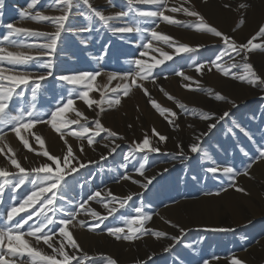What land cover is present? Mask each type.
Returning <instances> with one entry per match:
<instances>
[{
    "label": "rangeland",
    "instance_id": "374dc122",
    "mask_svg": "<svg viewBox=\"0 0 264 264\" xmlns=\"http://www.w3.org/2000/svg\"><path fill=\"white\" fill-rule=\"evenodd\" d=\"M90 2L104 15H115L127 10L125 0H111V3L109 0H100V2H106L107 6H98L99 0H90ZM195 2L194 0H165L162 8L157 5H135L140 10H163L165 15L183 22L182 24H169L162 18H149L138 25L141 29H147L146 31L113 34L108 27H102L97 19L93 24L92 32L63 33L53 58V76L41 82L35 101L32 100L31 86H29L23 98L14 96L10 102L9 110L13 114H16V109L20 106L27 112L35 104L37 112L44 113V118L47 119V113L61 102L60 98H66L70 88L78 87L57 81L56 76L81 71H100L101 74L92 81V89L89 91V99L95 103L89 107L83 99L73 94V110L65 113V118H78L76 115L78 111L83 114L79 117L81 124H86L94 131L95 120L99 119L103 127L116 132L117 137H110L107 132H101L100 136L95 137L93 144L89 145L87 136L91 133L78 137L69 132V129L79 131L77 125L62 128L61 131L67 133L62 138L61 133L57 132L50 124L39 123L30 131L27 130L25 138L29 140L31 148L25 147L19 137L17 140L21 151L18 162L20 161L21 166L26 169L40 167L45 162L54 163L39 154L43 150H47L50 155H53L47 147L44 146V149H41L39 143L31 135L34 133L40 136L37 129L39 126L40 128H51L52 131L55 130L59 134L57 149L60 158L66 155V149L70 145L74 155L79 158V162L86 165L73 174L76 179L64 191V199L57 200V206H65L64 212L57 213V217H66L69 211L78 212L76 219L68 226V231L70 232L71 226H76L80 233L83 232L80 238L74 236L72 232L70 233L82 252L86 253L88 257L100 261L101 264H107L106 258L115 260L117 264H142L145 261L147 264H232L234 258L243 264H264V160L253 163L248 169V175L237 176L236 187L229 186L230 181L227 177L220 174L214 177L204 171L205 168L215 165L242 169L245 164L249 163V159L242 155L238 145L249 153H254L256 151L254 145L264 144V98H262L264 97V88L226 77L214 66L211 71L204 69L202 74L196 72L195 65L190 67L193 61L196 65L213 61L217 54L222 53L224 49L221 38L196 29V25L200 23L199 17L189 16L183 12H171L173 7L189 8L194 3L198 6V1L195 0ZM29 3L30 0H3V8H0V37L7 33L6 25L10 23L14 27L35 31L48 33L55 31V26L49 22H36L21 18V12L34 13L36 10H40L48 16L61 15V11L55 5L49 6L51 0H39L35 8H29ZM193 10L204 18L207 25L232 37L237 44L247 43L259 31L242 30L244 25L240 26L239 23H235L232 32H228L216 24L213 19L203 15L202 11ZM106 12L111 13L107 14ZM258 16L264 20V10L260 11ZM76 20L78 24L87 23L80 16H77ZM110 24L115 27L124 26V21L113 20L110 21ZM153 27L161 35L172 37L177 47L179 44H187L191 47L203 45V47H200L196 53L177 54L175 47H169L162 40L152 39L150 29ZM185 34L191 37L188 38ZM258 38L252 40L250 47L253 45L259 47H254L247 53L246 61L242 59L243 53L239 57L232 53V58L228 56L223 58L227 65H221L227 67L232 63H238L240 67L232 68L231 72L243 75L245 71L243 65L250 63L257 75L264 78V64L260 65L254 61L260 60V58H255L256 54L264 53V37ZM12 39L22 40L24 43L45 42L42 37L13 36ZM148 42L153 45L151 49L144 47ZM106 45V54H104ZM0 46L13 52L25 51L32 55L38 53L36 49L10 47L6 42ZM142 52L147 54L141 56ZM163 53L172 55L173 59L165 60ZM43 59L47 60L49 57H43ZM135 59H141L146 65L154 67L151 76L148 78H143L142 75L135 76V83H133V75H128V73L138 70V66L134 63ZM157 60L164 62L156 65ZM4 66L7 67L6 62ZM20 67L33 71L35 75L47 72V69L38 68L36 63ZM178 72H183L184 76L191 79L185 80L177 74ZM9 74L11 73L5 72V75ZM113 74H115L114 78L110 79ZM212 75L232 81L236 86L245 87L247 95L245 94L244 99L237 100L232 96V88L223 83L215 84ZM197 81L199 89L203 90H198ZM0 83L5 87L10 84L7 80L0 81ZM141 84L143 87L137 86ZM185 85H191V87ZM125 88L128 89L126 94ZM208 89L214 90L227 99L224 101L214 99L207 91ZM169 96L174 99H169ZM117 98L120 101L119 104L114 103ZM150 98L161 107L175 112L178 119L172 117L170 112L165 113V116H169L174 121L170 124L152 106ZM108 101H113V103L110 105ZM229 101H234L238 107H232V103ZM177 102L183 103L186 109H180ZM261 109H263L262 112H260ZM191 110H195V113L192 114ZM201 111L217 115H222L225 111L231 113V118L220 122L211 133L203 137L202 147L211 157V160L203 162L198 154L189 152L188 146L195 142L196 135L208 132V125L216 121L201 119ZM84 117H87V120ZM234 122L252 134L254 144L237 129H234L235 137L227 131L233 127ZM153 128L156 132L167 137V140L159 142V138L153 134ZM21 136L24 137L23 134ZM145 136L150 139L151 146L159 147L161 151L147 153L146 161L141 159L145 155L144 153H134L133 156H128L134 144L141 142ZM65 140H67V144H65ZM113 140L115 144H113ZM117 144L120 147L110 155V149ZM178 145H182L184 153L192 158L189 160L176 159V154L180 152ZM81 146H83V151H80ZM31 149H35V151ZM126 156L127 159H125ZM9 157L16 159L14 152L4 150L0 153V163L6 160L4 162L11 164ZM102 157H106V159H102ZM142 162L145 164V169L144 175L140 176L138 169ZM72 163L76 164L77 162L72 161ZM61 166L63 167V165ZM164 169H168V171L165 172ZM17 171L16 169L15 172L10 173ZM124 175H128L131 179H123ZM153 176L156 179L152 181L148 189L133 183V181H140L142 184L146 182L145 177ZM5 179L9 183L3 184L0 217L5 216L11 206L18 207L33 190L31 176L17 190H13L16 182L15 177L0 178V183H3ZM68 179L72 180V177H68ZM236 188L244 189V191H238ZM95 191L101 192V197L98 200L103 202L89 200L85 207L100 213L101 217L108 216V219L104 220L100 228L91 231L89 226L98 223L99 217L93 218L91 212L86 213L78 206ZM109 191L112 193L111 197L108 196ZM141 193L142 196L139 195ZM130 194L137 195H133V199L124 208H120L119 201ZM113 197L116 199L113 200ZM105 203L108 204L107 208L104 207ZM141 205L145 212L152 215L151 221L145 223V228L163 231L168 236L157 238L153 234H148L128 241L117 240L107 233L105 230L107 227H123L127 232V219L138 215L133 209ZM113 207L117 211L109 216L108 212ZM26 215L27 213L22 212L15 219L18 220ZM181 228L186 230V234L181 243H175L170 237L180 236ZM210 229H234V231H212ZM53 240L56 248H59L61 242L67 244L66 239L61 241L60 238L53 237ZM40 242L43 243V241ZM125 243L132 244L126 246ZM174 243L175 246L166 252L165 248ZM44 246L45 250L42 252L52 254L53 249L48 248L45 244ZM65 250L71 254L68 247ZM153 253L155 255L152 260H148V257ZM60 259L62 256L57 254V260ZM83 264H90V261L85 260Z\"/></svg>",
    "mask_w": 264,
    "mask_h": 264
},
{
    "label": "snow or ice",
    "instance_id": "6c2138e0",
    "mask_svg": "<svg viewBox=\"0 0 264 264\" xmlns=\"http://www.w3.org/2000/svg\"><path fill=\"white\" fill-rule=\"evenodd\" d=\"M111 3V0H109ZM39 3V0H30L28 5L29 8H35ZM127 5V10H123L115 15H104L103 12L95 7H93L90 0H51L49 6L55 5L60 11L61 15L58 16H48L44 15L40 10H36L34 13L21 12V18L31 19L36 22H49L55 26V31L48 33L42 31H35L26 28L14 27L13 24L6 25L8 29L7 33L0 37V45L7 43L10 47H15L18 49H36L38 50L37 55H32L26 53L25 51H8L5 47L0 46V81L7 80L10 82L8 87H5L0 83V141H3L7 136L8 132L15 133L16 137H19L23 142L25 147L31 148L29 140L21 136V128L31 130L36 124L46 123L50 124L57 132L61 133V137L67 133L62 132L61 129L70 125H77L79 131H74L69 129L71 134L81 137L86 134L91 133L87 136V143L89 145L93 144L95 137L100 136L101 132H107L110 137H117L116 132H112L108 129H105L101 124L99 119L95 120V130L89 128L86 124H81L79 117L83 116L82 113L76 112L78 118L69 119L65 118V113L73 110L74 99L72 98L73 94L76 97L83 99L89 107L94 101L89 99V91L92 89V81L101 74L100 71H81L79 73H70L62 74L55 77L57 81L66 82V85L78 86L70 88L68 91V96L61 97V102L57 103L54 106L53 110H50L47 113V119L44 118V113L37 112L35 104L32 105L30 111L25 112L22 106L16 109V114H13L10 109V102L13 97L23 98L25 91L31 86V97L35 101L37 92L41 87V82L47 80L49 77L53 76L54 69V60L58 42L61 40L62 34L66 32H73V34H79L81 32H92L93 24L97 21L100 22L102 27H108L113 34L115 33H132V32H143L147 29H141L138 25L144 20L149 18H162L163 21L168 22L169 24H182L183 22L173 19L172 17L165 15L163 10H140L135 7L137 4H148V5H157L162 8L165 4V0H125ZM227 6V5H226ZM244 7V5H241ZM0 8H3V0H0ZM171 12H183L189 16L199 17L200 23L196 25L198 31H205L211 33L214 36L221 38L224 45L222 53L217 54L216 59L210 62H202L198 65L195 64V61L190 65H195V70L198 73H203L204 69L208 71L212 70L214 66L218 71H221L226 77L236 79L239 81L247 82L250 85L258 86L264 88V78H261L257 75L253 66L250 63H245L243 65L245 71L243 75H237L236 73L231 72L232 68L240 67L238 63H232L227 67L221 65L217 61H222L224 56L232 58V53H235L236 56H241L243 53L242 59L247 60V53L252 51L254 47H259L257 45H252V40H255L257 37H264V25H262L257 32L256 36L244 44H237L232 37L218 31L215 27L207 25L204 21V18L194 10H190L186 7H173ZM80 16L87 21L85 24H78L76 17ZM127 18V19H125ZM113 20H122L124 21V26L115 27L110 24V21ZM244 21L239 22L240 25H243ZM188 26V25H185ZM99 30L98 28L96 29ZM150 35L152 39H158L164 41L169 47H175L176 53H196L200 47H191L187 44H179L176 46L174 39L167 35H161L158 33L155 28L150 29ZM13 36L16 37H42L44 38L43 43L33 42V43H24L22 40L12 39ZM146 49H151L153 47L151 42H148L144 45ZM107 45L105 46L106 54ZM146 52L140 53L141 56L146 55ZM165 60H172V55L163 53ZM43 57H49V59L44 60ZM102 59V57H101ZM6 62L7 67L4 66ZM164 61L157 60L156 65L162 64ZM31 63H36L38 68L47 69L45 74L35 75L33 71H30L26 68L20 67L29 65ZM135 65L138 66V70L134 73L130 72L128 75H133V83H135V76H141L143 78H148L152 75L153 65H146L141 59H135ZM11 74L5 75V72ZM178 75L182 76L185 80L191 79L190 77L184 76L183 72H178ZM113 74L111 78H114ZM199 89V82H196ZM138 87H143L137 85ZM186 87H191V85H185ZM19 89V91H17ZM115 91V89H113ZM214 99L224 101L227 98L219 93L214 92V90H207ZM125 94L128 92V89H124ZM147 94V90L145 89ZM165 95H168L165 93ZM264 98V97H262ZM169 99H174L169 96ZM66 101V102H65ZM119 99L117 98L114 103L119 104ZM152 106L164 116L170 124L174 121L169 117L165 116V113H171L172 117L178 119L177 114L170 109L161 107L157 102L151 100ZM232 103L233 107H238L234 101H229ZM111 105L113 101H108ZM177 106L184 110L186 106L183 103L177 102ZM103 110V109H101ZM191 113L194 114L195 110H191ZM200 118L206 121L215 120V123H210L208 125V132L200 133L195 136V142L189 144V152L192 154H198L202 158L201 162L204 160H211V157L208 156L207 152L202 147L203 137L207 136L213 129L217 127L220 122L225 121L226 118H231V113L225 111L222 115H217L212 112H200ZM87 120V117H84ZM234 129L239 130L244 136H246L250 142L254 144V138L252 134L248 132L246 128L239 125L238 123L233 124L232 128H229L227 131L232 133L235 137L236 133ZM154 136L159 138V142H165L167 137L156 132L153 128ZM34 136V139L39 143L41 149H44L43 139L34 133H31ZM123 138V137H119ZM67 144V140H65ZM113 144L115 141L113 140ZM256 151L254 153H249L243 147L239 146L242 155L249 159V163L244 165V168L237 170L233 166H210L204 169L206 173L212 174L214 177L217 174L225 176L230 181V187H236V177L243 174L248 175V169L251 168L253 163L258 162L259 160H264V144L254 145ZM120 147L118 144L110 149V155L115 153L117 148ZM180 152L176 154V159L189 160L192 157L184 153L183 146L178 145ZM35 151V149H31ZM4 150L0 148V152ZM80 151H83V146H81ZM161 150L159 147L151 146L150 139L145 136L141 142H136L134 147L129 151L128 156H133L134 153H144L145 155L141 158L142 161L148 159L147 153H159ZM43 157H46L49 161L54 163L45 162L40 167H34L31 169H26L21 166L17 159L9 157L11 164L18 170L16 173H10L4 169H0V178H7L13 176L16 178V182L13 186V190L19 189L31 176V184L33 190L28 194L19 206H11L5 216L0 217V264H83L85 260L90 261V264H101L100 261H97L91 257H88L86 253L82 252L79 244L73 239L72 234L67 230L68 226L72 224L73 220L76 219L78 212L69 211L66 217H57V213H63L65 206H57V200H63L64 191L75 181L76 177L73 175L77 173L79 169L86 167L82 162H79V158L74 155L73 148L69 145L66 149V155L62 158L50 155L47 150H43L39 153ZM128 157L126 156L125 159ZM106 159V157H102ZM72 161H76V164H73ZM214 164V162H213ZM63 165V167L61 166ZM145 164L142 162L139 165V175H144ZM165 172L168 169H164ZM160 175V174H158ZM68 177H72V180H69ZM123 179H131L128 175H124ZM156 177L151 178L145 177L144 183L141 184L140 181H133V183L140 184L144 189H148L149 185L152 184V181ZM195 179V177H193ZM9 181L5 179L3 183H0V203L3 201V184H7ZM227 190V189H225ZM238 191H244V189L236 188ZM133 195L130 194L125 199L119 201L120 208H124L125 205L133 199ZM139 195H143L142 193ZM108 196H112V193L109 191ZM101 197L100 191H95L93 194L87 197V200L79 204V209H82L84 212H91L93 218L99 217V222L95 225L89 226L91 231H95L100 228V225L103 224L104 220L108 219V216H100V213L86 208L85 204L89 200L97 201L102 203V200H98ZM116 198L113 197V200ZM104 207L107 208L108 204L105 203ZM117 209L113 207L108 215L115 213ZM138 215H134L132 218L127 219V232L123 227H107L105 230L107 233L115 237L117 240L124 239L131 241L134 238H140L141 236L153 234L157 238L168 236L167 233L163 231H154L152 229L145 228V223L151 221L152 215L145 212L143 206L135 207L133 209ZM27 213L26 216L21 217L20 219H15L20 213ZM31 222V223H30ZM83 224V222H81ZM171 223V222H169ZM27 226V227H25ZM173 227H179L178 225H172ZM212 231H234V229H210ZM180 236H172V239L175 243H181L183 236L186 234L185 229H180ZM25 237L33 238V244L30 245L29 240ZM53 237H58L63 241L66 239L67 244L61 242L59 248L55 247V241ZM40 241H43L48 248L53 249L52 254L43 253L42 250H38L36 245H39ZM170 245L165 248V251H170L172 247ZM187 246V245H186ZM68 247L71 250L66 251L65 248ZM78 253H80L78 255ZM57 254L62 256V259L57 260ZM153 253L148 257V260H152ZM107 264H117V262L111 258H106ZM142 264H147V261L142 262ZM232 264H243V262L238 259H233Z\"/></svg>",
    "mask_w": 264,
    "mask_h": 264
},
{
    "label": "bare ground",
    "instance_id": "6f19581e",
    "mask_svg": "<svg viewBox=\"0 0 264 264\" xmlns=\"http://www.w3.org/2000/svg\"><path fill=\"white\" fill-rule=\"evenodd\" d=\"M197 1H198L199 8L196 5L197 3L194 0V2L196 4L195 3L191 4L189 6V9L190 10L197 9V10L202 11L201 13L203 15L205 14L206 16H208L211 19H213V21L216 24H218L219 26H221V28H224V30H226L228 32L232 30V28L234 27L235 23H239L241 20L244 21V23H243V25H244L243 27L244 28H242V30H247L249 32L250 31L251 32L258 31L260 29V27L262 25H264V20H261L262 18H259V16H258L259 12L264 10L263 9L264 8V0H219V1L218 0H197ZM97 5L98 6H105V5L107 6V3L106 2H100V0H99V2H97ZM241 5H244V7H241ZM224 9H226V10H224ZM108 13H111V12H108ZM253 15H256V16H253ZM182 32H183V30H182ZM191 35L193 36L194 34L192 33ZM185 36H187L188 38L191 37V36H188L187 34H185ZM194 38L196 39L197 36L194 37ZM259 38H261V37H259ZM255 56H256L255 58H260V60H257V61L254 60V61L256 63L260 64V65L261 64L263 65L264 64V53H259V54H256ZM220 62L223 65H227V62L224 61V60H222ZM212 80L214 81L215 84L223 83V84H226L229 87H231L232 88V96L234 98H236L237 100L244 99V96L247 93V90H245L246 89L245 87L236 86L234 82H232V81L230 82V81H228V80H226L223 77H220L218 75H212ZM262 110L263 109H261L260 112H262ZM37 129L39 131L40 137L44 141V146L47 147L51 151V153L53 155L59 157L60 154H59V150L57 149V146L59 147V145H58L59 144V134L55 130L52 131L51 128L50 129H46L45 127L44 128H40V126H39ZM21 134H23L24 137H26L27 136V129H21ZM17 138L18 137H16L15 133H13V132L7 134V136L4 138V140L0 141V148H2L4 150H8L10 152L11 151L14 152V154L16 156V159L18 161L20 159V155H21L20 152L21 151H20V147H19ZM73 143H74V141H73ZM4 161H6V160H4ZM4 161H1L0 169H4V170L9 171V172H13V171L15 172L16 168L14 166H12L10 163L4 162ZM70 232H72V234L74 236H76V237L79 236V238H80V235L83 233V232L80 233L76 226H71L70 227ZM86 235H88V234H86ZM25 239L29 240L30 245L33 244V239L31 240L30 238H27V237H25ZM263 241H264V239H263ZM125 244H126V246H128L129 244H132V243H125ZM36 246H37L38 250H42V251L45 250V246H44V244L42 242H40L39 245H36ZM130 253L132 255V252H130ZM121 254L123 255V251L122 250H121Z\"/></svg>",
    "mask_w": 264,
    "mask_h": 264
}]
</instances>
